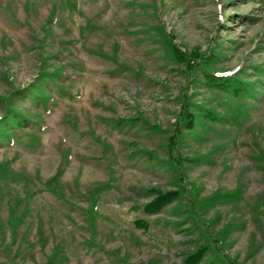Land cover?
Listing matches in <instances>:
<instances>
[{"label":"rangeland","instance_id":"obj_1","mask_svg":"<svg viewBox=\"0 0 264 264\" xmlns=\"http://www.w3.org/2000/svg\"><path fill=\"white\" fill-rule=\"evenodd\" d=\"M0 264H264V0H0Z\"/></svg>","mask_w":264,"mask_h":264},{"label":"trees","instance_id":"obj_2","mask_svg":"<svg viewBox=\"0 0 264 264\" xmlns=\"http://www.w3.org/2000/svg\"><path fill=\"white\" fill-rule=\"evenodd\" d=\"M172 51H173L174 56L176 58H178L181 62H185L186 64H191L195 60H198V62L196 63V66L200 65L199 64V60L200 59H197V57H195V58H187L186 55L183 54L174 45L172 47ZM195 56H198V54H196ZM218 78H219L218 76L212 75V77H210V80L211 81H217ZM183 112L184 113L186 112L185 107H184V111ZM186 116L188 118L187 119V127L188 128H193V125H194L195 121L193 120V118H192V116L190 114H186ZM128 122H130V121H128ZM182 190H183V188H180L179 190H175V191L166 192V193H161V192H158V191L152 192L153 194L156 195V197L150 203H148L145 206V208H144L145 213L149 214V215L160 214L170 204L174 203L175 201H177L178 199H180L182 197V193H183Z\"/></svg>","mask_w":264,"mask_h":264}]
</instances>
